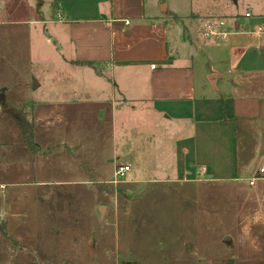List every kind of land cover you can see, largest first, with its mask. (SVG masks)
<instances>
[{"label": "rangeland", "instance_id": "1", "mask_svg": "<svg viewBox=\"0 0 264 264\" xmlns=\"http://www.w3.org/2000/svg\"><path fill=\"white\" fill-rule=\"evenodd\" d=\"M215 1L144 0L168 23L170 52L189 49L196 68ZM112 3L0 0V264H264V179L179 177L177 131L124 98V72L70 62L58 21L109 15ZM232 6L229 23L258 13L254 0ZM6 104L35 122V151ZM137 155L116 182L115 167Z\"/></svg>", "mask_w": 264, "mask_h": 264}, {"label": "crops", "instance_id": "2", "mask_svg": "<svg viewBox=\"0 0 264 264\" xmlns=\"http://www.w3.org/2000/svg\"><path fill=\"white\" fill-rule=\"evenodd\" d=\"M112 1L109 15L58 21L68 32L70 62L124 72L120 81L115 78L124 98L149 104L157 119L177 131L179 177L195 180L203 172L217 181L242 182L258 175L264 165V0H254L258 13L248 9L251 16L232 23L227 15L238 0L214 2L205 21L220 16L214 21L224 22L226 35L208 37L202 30L197 52L206 59L197 68L189 49L177 45L170 52L169 25L148 15L144 0ZM134 160L126 162L129 172L142 161L138 155Z\"/></svg>", "mask_w": 264, "mask_h": 264}, {"label": "built area", "instance_id": "3", "mask_svg": "<svg viewBox=\"0 0 264 264\" xmlns=\"http://www.w3.org/2000/svg\"><path fill=\"white\" fill-rule=\"evenodd\" d=\"M246 16H251L250 12L246 13ZM224 22L207 20L204 23L203 34L208 37H224L226 35L225 32L220 30V26L223 25ZM264 30V28L260 27L259 30ZM152 67H156L155 64ZM131 170L130 164H121L115 167V181H120L123 177L127 175V173ZM260 178H264V165L260 167L258 175H255L253 178L249 180L250 185H254L256 181Z\"/></svg>", "mask_w": 264, "mask_h": 264}, {"label": "trees", "instance_id": "4", "mask_svg": "<svg viewBox=\"0 0 264 264\" xmlns=\"http://www.w3.org/2000/svg\"><path fill=\"white\" fill-rule=\"evenodd\" d=\"M13 106V105H12ZM5 108L10 107L9 104L4 105ZM14 109V118L18 127L21 130V133L24 138L25 144L33 151L36 150L37 146L34 140V129L35 122L33 120H29L28 116L25 113L24 108L13 106ZM121 264H141L138 261H125Z\"/></svg>", "mask_w": 264, "mask_h": 264}, {"label": "water", "instance_id": "5", "mask_svg": "<svg viewBox=\"0 0 264 264\" xmlns=\"http://www.w3.org/2000/svg\"><path fill=\"white\" fill-rule=\"evenodd\" d=\"M5 111L10 112L11 114H14V111L12 108H5Z\"/></svg>", "mask_w": 264, "mask_h": 264}]
</instances>
